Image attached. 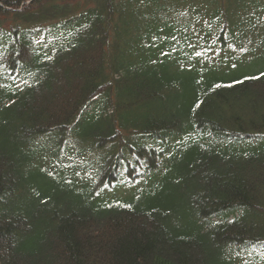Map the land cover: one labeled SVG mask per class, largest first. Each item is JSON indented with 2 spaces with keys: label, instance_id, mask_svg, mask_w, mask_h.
<instances>
[{
  "label": "trees",
  "instance_id": "1",
  "mask_svg": "<svg viewBox=\"0 0 264 264\" xmlns=\"http://www.w3.org/2000/svg\"><path fill=\"white\" fill-rule=\"evenodd\" d=\"M0 264H264V0H0Z\"/></svg>",
  "mask_w": 264,
  "mask_h": 264
},
{
  "label": "rangeland",
  "instance_id": "2",
  "mask_svg": "<svg viewBox=\"0 0 264 264\" xmlns=\"http://www.w3.org/2000/svg\"><path fill=\"white\" fill-rule=\"evenodd\" d=\"M186 25L188 26V22H186ZM169 28V27H168ZM168 28H166V29H168ZM188 28V27H187ZM169 30V29H168ZM183 35H187L188 36V32H185ZM169 37H170V35H169ZM169 37H168V39H169Z\"/></svg>",
  "mask_w": 264,
  "mask_h": 264
}]
</instances>
